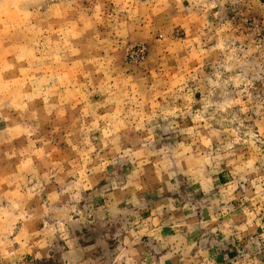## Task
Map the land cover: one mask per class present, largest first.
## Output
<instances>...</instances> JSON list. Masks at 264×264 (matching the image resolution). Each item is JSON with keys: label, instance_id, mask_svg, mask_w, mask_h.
<instances>
[{"label": "rangeland", "instance_id": "rangeland-1", "mask_svg": "<svg viewBox=\"0 0 264 264\" xmlns=\"http://www.w3.org/2000/svg\"><path fill=\"white\" fill-rule=\"evenodd\" d=\"M0 264H264V0H0Z\"/></svg>", "mask_w": 264, "mask_h": 264}]
</instances>
